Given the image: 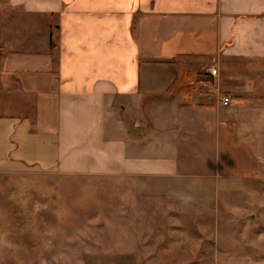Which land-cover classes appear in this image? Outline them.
I'll list each match as a JSON object with an SVG mask.
<instances>
[{
  "label": "crops",
  "instance_id": "1",
  "mask_svg": "<svg viewBox=\"0 0 264 264\" xmlns=\"http://www.w3.org/2000/svg\"><path fill=\"white\" fill-rule=\"evenodd\" d=\"M260 123L264 0H0L1 172L118 177L185 204L189 183L256 175Z\"/></svg>",
  "mask_w": 264,
  "mask_h": 264
},
{
  "label": "rangeland",
  "instance_id": "2",
  "mask_svg": "<svg viewBox=\"0 0 264 264\" xmlns=\"http://www.w3.org/2000/svg\"><path fill=\"white\" fill-rule=\"evenodd\" d=\"M252 132L256 175L189 183L185 204L118 177L0 171V264H264V125Z\"/></svg>",
  "mask_w": 264,
  "mask_h": 264
},
{
  "label": "built area",
  "instance_id": "3",
  "mask_svg": "<svg viewBox=\"0 0 264 264\" xmlns=\"http://www.w3.org/2000/svg\"><path fill=\"white\" fill-rule=\"evenodd\" d=\"M215 96H216V94H215ZM216 98L223 107L229 106L230 100L227 96L219 94Z\"/></svg>",
  "mask_w": 264,
  "mask_h": 264
}]
</instances>
